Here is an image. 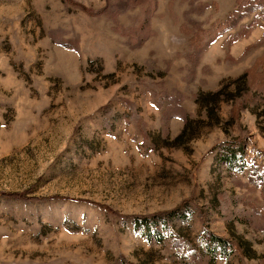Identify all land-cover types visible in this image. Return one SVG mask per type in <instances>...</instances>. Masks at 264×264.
Returning <instances> with one entry per match:
<instances>
[{"label":"rangeland","instance_id":"obj_1","mask_svg":"<svg viewBox=\"0 0 264 264\" xmlns=\"http://www.w3.org/2000/svg\"><path fill=\"white\" fill-rule=\"evenodd\" d=\"M0 264H264V0H0Z\"/></svg>","mask_w":264,"mask_h":264},{"label":"trees","instance_id":"obj_2","mask_svg":"<svg viewBox=\"0 0 264 264\" xmlns=\"http://www.w3.org/2000/svg\"><path fill=\"white\" fill-rule=\"evenodd\" d=\"M191 124H192V122L189 121V119H188V123H187L186 127L184 128V131L182 132V134L179 137H182L187 133V128L191 127ZM227 145L223 149V152L221 154H222V159H224V161H226V160L229 161V163L231 165L232 161L240 160L239 157H242L244 150H243V147H241L242 144H239L238 147L227 146ZM216 239L219 242V244L224 243L223 239H221V238H216Z\"/></svg>","mask_w":264,"mask_h":264},{"label":"crops","instance_id":"obj_3","mask_svg":"<svg viewBox=\"0 0 264 264\" xmlns=\"http://www.w3.org/2000/svg\"><path fill=\"white\" fill-rule=\"evenodd\" d=\"M238 47H240V46H238ZM238 50H239V49L235 50L234 53H235V52H238Z\"/></svg>","mask_w":264,"mask_h":264}]
</instances>
